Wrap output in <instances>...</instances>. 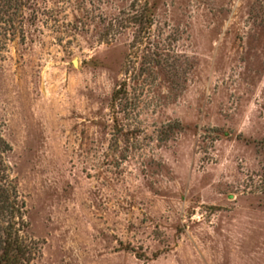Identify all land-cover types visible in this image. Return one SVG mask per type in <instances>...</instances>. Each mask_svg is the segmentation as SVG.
I'll return each instance as SVG.
<instances>
[{
	"label": "rangeland",
	"instance_id": "rangeland-1",
	"mask_svg": "<svg viewBox=\"0 0 264 264\" xmlns=\"http://www.w3.org/2000/svg\"><path fill=\"white\" fill-rule=\"evenodd\" d=\"M23 4L0 264L17 237L23 264H264V0Z\"/></svg>",
	"mask_w": 264,
	"mask_h": 264
},
{
	"label": "trees",
	"instance_id": "trees-1",
	"mask_svg": "<svg viewBox=\"0 0 264 264\" xmlns=\"http://www.w3.org/2000/svg\"><path fill=\"white\" fill-rule=\"evenodd\" d=\"M28 1H31V0H28ZM23 2L24 0H0V21L5 20L4 19L5 17L10 16L8 18L9 21L8 20L7 21L5 20V21L6 23L8 22V23H11L12 25L14 21L10 14H12L14 11L15 16L19 15L24 7ZM14 210H15V206L10 201V197L6 195L5 190L0 188V213L1 214H5L6 212L13 213ZM9 229L11 231L9 235L12 236L15 230L13 227H10ZM1 240L2 239H0V242ZM10 241L11 242L9 244V249H10L9 251H11L12 254L9 255V253L7 252L5 258L2 261V264H23V261L18 256L21 251V246H20L18 237ZM15 251H17L16 255H14Z\"/></svg>",
	"mask_w": 264,
	"mask_h": 264
},
{
	"label": "water",
	"instance_id": "water-1",
	"mask_svg": "<svg viewBox=\"0 0 264 264\" xmlns=\"http://www.w3.org/2000/svg\"><path fill=\"white\" fill-rule=\"evenodd\" d=\"M74 64L76 65L77 64V61H74Z\"/></svg>",
	"mask_w": 264,
	"mask_h": 264
}]
</instances>
